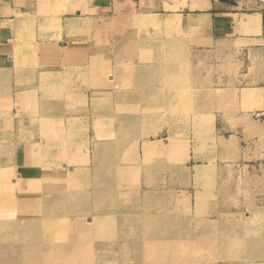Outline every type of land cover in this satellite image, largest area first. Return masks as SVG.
<instances>
[{
	"label": "rangeland",
	"instance_id": "1",
	"mask_svg": "<svg viewBox=\"0 0 264 264\" xmlns=\"http://www.w3.org/2000/svg\"><path fill=\"white\" fill-rule=\"evenodd\" d=\"M61 1L36 12L23 38L40 55L46 41L76 42L64 53L70 95L50 96L47 84L33 113L0 74V264H264V126L239 113L241 88L264 82V42L196 48L154 17L116 31L98 26L108 13L90 10L95 0L81 30L62 35ZM224 1L264 11V0ZM20 107L19 128H8ZM216 115L231 127H215ZM257 130L258 162L236 160L239 137ZM107 163L130 172L108 175L98 168Z\"/></svg>",
	"mask_w": 264,
	"mask_h": 264
},
{
	"label": "crops",
	"instance_id": "2",
	"mask_svg": "<svg viewBox=\"0 0 264 264\" xmlns=\"http://www.w3.org/2000/svg\"><path fill=\"white\" fill-rule=\"evenodd\" d=\"M59 1L61 0H0V74L5 75L8 80H14L11 84L13 103L27 104L28 101H31L32 106H35V108L30 106L28 111L32 109L31 112L33 113L41 111L39 88L48 87L47 84H50L53 89L48 94L54 97H62V101L67 94L64 86L66 87L65 79L68 78L69 73L65 71L67 63L64 64V62L65 59L71 60V57L69 58L70 55L68 57L64 56V53L70 54L72 46H75L76 42H68L58 38L54 42L55 44L46 41L43 46L44 53L40 55L32 49L37 40L34 42L26 41L25 45L23 38L24 33L29 30L30 21L32 23V16L39 10L45 15H51L55 4H59ZM61 2V12H64L65 15L61 23L63 27L62 35L66 31L81 30L82 23L87 22L90 17L87 16L89 15L87 12L89 6L86 0H62ZM200 2L202 7L191 8L185 0H95L92 2L90 10H94L95 13L106 11L108 16L101 15L100 18L103 17L104 21H98L99 18L97 24L103 26V24L108 25L110 23L116 31H119L123 24H133L138 16V18L148 17V21L153 20L154 17L160 25L150 24L157 25L162 29L173 30L175 34L188 38L190 44L196 48H209L213 42L220 38H238L248 44H254L258 41V47L262 44L259 41L264 42V11L248 12L245 9L240 10L237 5L224 0H201ZM75 18H78L79 21ZM37 20L39 22V18ZM34 25L36 28L39 27L36 22ZM47 25V21L44 20L41 28L45 29ZM151 28L152 31H155L153 27ZM49 35L47 36L49 37ZM157 39L160 41L159 45H162L160 37ZM149 42L140 46L151 47L152 44H149ZM165 45L172 46L167 43ZM68 46L71 49H68ZM153 47L156 48L157 45L154 44ZM143 52L146 53L144 49ZM47 53L54 54L53 58H47L46 55L49 56ZM41 56L49 59L51 65L43 64ZM46 62L48 61L46 60ZM244 91L247 94V100L243 97ZM84 93L87 92L79 94L83 97ZM251 93H254V96H251ZM31 94L34 95L33 98L30 97ZM79 94L76 93V95ZM94 95L96 94L94 93ZM68 100L70 101L71 98H68ZM243 102H245L244 104L248 107V110L243 111ZM55 103H60V101L58 100ZM24 110L25 108L21 109V107L17 108L16 111L12 110L11 123L8 128L12 129L14 126L15 130L19 128L20 123L14 117L18 112L22 116ZM240 112L255 115L254 123H252L257 129L258 124L264 126V82L241 88L239 94ZM46 116L57 119L69 115L54 114L53 116ZM28 121L30 123V118ZM214 126L225 128L231 127V124L216 115ZM236 126L241 128L244 125L238 124ZM222 136L228 137L226 134ZM231 136L235 137L234 134H229L230 138ZM237 144L239 148L241 147L240 151L244 149L245 155L239 153L236 160L239 161L241 158H246L248 154H253L255 161L258 162V130L254 137L248 140L239 137ZM54 160H56V157ZM20 169L16 167V172ZM43 185L45 186V184ZM43 187L42 189H44Z\"/></svg>",
	"mask_w": 264,
	"mask_h": 264
},
{
	"label": "bare ground",
	"instance_id": "3",
	"mask_svg": "<svg viewBox=\"0 0 264 264\" xmlns=\"http://www.w3.org/2000/svg\"><path fill=\"white\" fill-rule=\"evenodd\" d=\"M195 7V6H194ZM248 19H250V18H248ZM250 23V22H249ZM252 94V93H251ZM247 96V95H246ZM51 122H48V124H50ZM42 141H35L34 142V145L33 146H39V143H41ZM101 143L99 142V141H97L96 143H94V145H93V158H94V160L95 161H97L98 159H99V151H98V146L100 145ZM144 147H145V149H146V151L147 152H149V146L148 145H146V144H144ZM137 149V148H136ZM23 150V149H22ZM139 152V151H138ZM63 164H65V165H67L66 163H63ZM99 169H101L102 171H105L106 172V174H108V175H114L115 176V174H125V171L127 170L128 172H130V169H127V168H124V167H118L117 166V164L116 163H107V164H105V165H101L100 164V166L98 167ZM17 175H19L20 176V173L19 174H17ZM103 183V182H102ZM27 198H29L30 197V195H28V196H26ZM27 201V200H26ZM36 205H38V204H36ZM41 207H42V205H41ZM40 207V208H41ZM28 213V212H27ZM25 211H23L22 213H19L18 215H20V216H22V215H25V214H27ZM32 216H33V214H32ZM27 223L29 222V221H26ZM27 223H22V225L23 224H27ZM52 226V225H51ZM24 236V235H23ZM22 236V237H23Z\"/></svg>",
	"mask_w": 264,
	"mask_h": 264
}]
</instances>
